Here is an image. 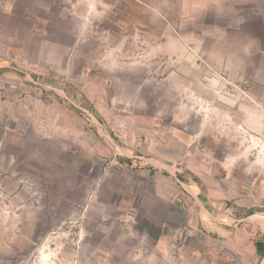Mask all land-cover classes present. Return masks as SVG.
Segmentation results:
<instances>
[{"label": "rangeland", "instance_id": "1", "mask_svg": "<svg viewBox=\"0 0 264 264\" xmlns=\"http://www.w3.org/2000/svg\"><path fill=\"white\" fill-rule=\"evenodd\" d=\"M263 222L264 0H0V264H264Z\"/></svg>", "mask_w": 264, "mask_h": 264}, {"label": "trees", "instance_id": "2", "mask_svg": "<svg viewBox=\"0 0 264 264\" xmlns=\"http://www.w3.org/2000/svg\"><path fill=\"white\" fill-rule=\"evenodd\" d=\"M117 156L121 159V160H125V161H130L131 159L125 157V156H122L121 154H118L116 153ZM149 169L153 172L154 171V167H151L150 165L148 166ZM179 178L181 179V175H178ZM194 182L198 185V187L200 189H203V185L197 180V179H193ZM202 199V198H201ZM202 201H204L202 199ZM252 212H249L247 215L251 214ZM255 250H256V254L258 255V257L261 259L263 256H264V241H260V240H256L255 243Z\"/></svg>", "mask_w": 264, "mask_h": 264}, {"label": "bare ground", "instance_id": "3", "mask_svg": "<svg viewBox=\"0 0 264 264\" xmlns=\"http://www.w3.org/2000/svg\"><path fill=\"white\" fill-rule=\"evenodd\" d=\"M263 221V220H262ZM264 223V222H263ZM263 226V225H262Z\"/></svg>", "mask_w": 264, "mask_h": 264}]
</instances>
